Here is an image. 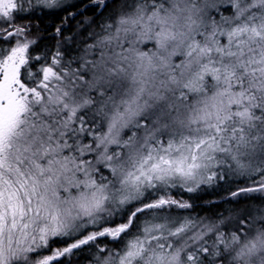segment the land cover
<instances>
[{
	"label": "snow or ice",
	"instance_id": "1",
	"mask_svg": "<svg viewBox=\"0 0 264 264\" xmlns=\"http://www.w3.org/2000/svg\"><path fill=\"white\" fill-rule=\"evenodd\" d=\"M0 264H264V0H0Z\"/></svg>",
	"mask_w": 264,
	"mask_h": 264
},
{
	"label": "trees",
	"instance_id": "2",
	"mask_svg": "<svg viewBox=\"0 0 264 264\" xmlns=\"http://www.w3.org/2000/svg\"><path fill=\"white\" fill-rule=\"evenodd\" d=\"M77 3L79 2L76 1ZM87 2V0H85ZM91 12L84 13V15H90ZM61 16L63 13L60 14ZM82 19V17L78 16L76 20H70L69 24L72 26H75L77 21ZM51 21V18H45L43 22L40 23L41 30L45 27L47 23ZM57 24L60 23V20L55 21ZM33 23H36L34 20ZM72 29H68L67 31H71ZM229 185L227 184H220V185H214L212 187H204L200 192L196 194H179L183 196V199L185 200H191L194 202V208L193 212L196 214H199L200 216L205 215H211L214 212H220L225 207L229 206L227 204L220 203V197L226 195L225 189ZM243 186V185H241ZM241 205H243L245 202L241 201Z\"/></svg>",
	"mask_w": 264,
	"mask_h": 264
},
{
	"label": "rangeland",
	"instance_id": "3",
	"mask_svg": "<svg viewBox=\"0 0 264 264\" xmlns=\"http://www.w3.org/2000/svg\"><path fill=\"white\" fill-rule=\"evenodd\" d=\"M76 1H78V0H73V2H76Z\"/></svg>",
	"mask_w": 264,
	"mask_h": 264
}]
</instances>
